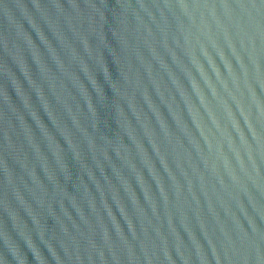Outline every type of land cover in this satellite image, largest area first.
Listing matches in <instances>:
<instances>
[{"label": "water", "instance_id": "1", "mask_svg": "<svg viewBox=\"0 0 264 264\" xmlns=\"http://www.w3.org/2000/svg\"><path fill=\"white\" fill-rule=\"evenodd\" d=\"M0 264H264V0H0Z\"/></svg>", "mask_w": 264, "mask_h": 264}]
</instances>
